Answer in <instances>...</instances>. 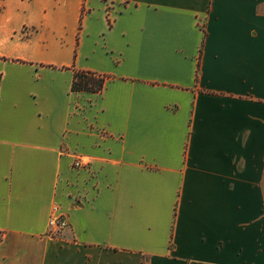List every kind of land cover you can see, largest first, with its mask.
I'll list each match as a JSON object with an SVG mask.
<instances>
[{
    "label": "crops",
    "instance_id": "1",
    "mask_svg": "<svg viewBox=\"0 0 264 264\" xmlns=\"http://www.w3.org/2000/svg\"><path fill=\"white\" fill-rule=\"evenodd\" d=\"M0 264H264V0H0Z\"/></svg>",
    "mask_w": 264,
    "mask_h": 264
},
{
    "label": "trees",
    "instance_id": "2",
    "mask_svg": "<svg viewBox=\"0 0 264 264\" xmlns=\"http://www.w3.org/2000/svg\"><path fill=\"white\" fill-rule=\"evenodd\" d=\"M104 76L89 71H75L71 83L72 91H100Z\"/></svg>",
    "mask_w": 264,
    "mask_h": 264
},
{
    "label": "built area",
    "instance_id": "3",
    "mask_svg": "<svg viewBox=\"0 0 264 264\" xmlns=\"http://www.w3.org/2000/svg\"><path fill=\"white\" fill-rule=\"evenodd\" d=\"M86 162L83 160H76L74 162L75 166H80L85 164ZM53 209V212L48 218V226H49V232L51 234H58L61 230H63L67 226V221L59 214H57Z\"/></svg>",
    "mask_w": 264,
    "mask_h": 264
}]
</instances>
